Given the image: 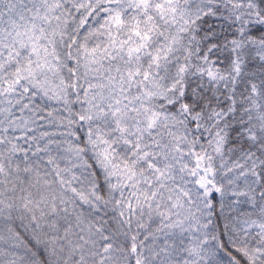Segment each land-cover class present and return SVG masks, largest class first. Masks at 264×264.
<instances>
[{"label":"snow or ice","instance_id":"obj_1","mask_svg":"<svg viewBox=\"0 0 264 264\" xmlns=\"http://www.w3.org/2000/svg\"><path fill=\"white\" fill-rule=\"evenodd\" d=\"M0 264H264V0H0Z\"/></svg>","mask_w":264,"mask_h":264}]
</instances>
